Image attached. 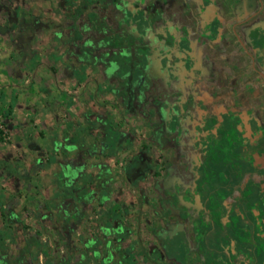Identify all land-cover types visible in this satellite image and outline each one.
Masks as SVG:
<instances>
[{
    "label": "crops",
    "instance_id": "0c3cea01",
    "mask_svg": "<svg viewBox=\"0 0 264 264\" xmlns=\"http://www.w3.org/2000/svg\"><path fill=\"white\" fill-rule=\"evenodd\" d=\"M263 44L264 0H0V120L17 131L0 221L18 220L2 178L33 179L42 227L76 221L75 264H264Z\"/></svg>",
    "mask_w": 264,
    "mask_h": 264
},
{
    "label": "rangeland",
    "instance_id": "374dc122",
    "mask_svg": "<svg viewBox=\"0 0 264 264\" xmlns=\"http://www.w3.org/2000/svg\"><path fill=\"white\" fill-rule=\"evenodd\" d=\"M21 114L24 115L25 111L23 110ZM12 116H11L12 119L10 117V121L8 123L5 122V119L2 117L0 120V129H1L0 147L2 146L6 149H8L9 146H13V143H15V136L17 135L15 134V132L17 131H14L15 129L14 130L11 129V126H13L11 122H13L14 115ZM19 118L22 117L18 116L16 122L19 124L18 126L22 127V129H20V133L23 132L24 134H26L27 132H31V129L40 131L38 125L33 126L31 124L29 125V127L26 124L21 125L20 123L21 121ZM14 126H16V124ZM26 147H27L26 142L24 141L23 143L20 144L19 152L25 154L26 152L25 149H27ZM50 158L54 159V156ZM65 172H66L65 168L62 172L58 168L55 171H53L56 177L51 175V179L55 181L63 180L64 177L66 176ZM35 179H37L36 182H39L40 180L43 179V176L40 173H38ZM32 181L33 179H24V178H20V181L17 182L15 181L10 182L9 179L6 180L5 178H2L1 180L2 183H5L6 186L10 187L6 191L15 192L17 200H15L14 202L16 203L15 206L18 212V215H16L18 216V220L11 222L9 224L5 220L0 221V246L3 248L6 246L7 249H4V251L8 252V254L10 255L14 254V251L17 252L16 253L17 256H19V259L22 260L23 262L24 260L28 261L33 259V261L35 260L34 262L38 264H45L49 261L51 264H57V263L59 264V262L61 261H64L68 264H75L74 262L76 256L74 255V252L71 253L66 250V245H68L70 240L73 239L75 232L73 224L76 223V221L72 219L58 220V218L52 217L49 221L46 220L45 225L42 227L44 223L42 224L41 220H38L36 217H34L32 214L29 213V208L31 207L30 195H32L31 193ZM36 191H38L39 194L42 193V190H36ZM54 192L56 191L52 189L53 196H55V194H53ZM55 201L56 200L54 199V202ZM15 206H10V207L14 208ZM56 207L57 206H52V208L54 209ZM66 209L68 210L69 208L66 207ZM69 211L71 212V209H69ZM89 214L90 212L88 213L87 220L84 221L83 223L86 234L92 233V230H95V225H96V222L95 224L94 222H92ZM71 223L73 227L71 226ZM10 231L11 233H9ZM39 237L46 239L47 241L46 247H50L51 249L50 252L41 253L40 251H38L33 254L30 252L33 246H35V248H38L37 247L38 245L36 244L35 241H37ZM85 239L89 241L91 238L88 235V237ZM173 240H175V243L177 244L178 247H181L182 244L181 237L178 236ZM173 240L171 239L169 240L168 246H170L171 243L173 244ZM101 241L102 239H99V243H101ZM42 246L43 245L40 244L41 248ZM86 255L90 257V255L92 254L90 252H87ZM67 258L68 261L66 260Z\"/></svg>",
    "mask_w": 264,
    "mask_h": 264
},
{
    "label": "flooded vegetation",
    "instance_id": "af4514ba",
    "mask_svg": "<svg viewBox=\"0 0 264 264\" xmlns=\"http://www.w3.org/2000/svg\"><path fill=\"white\" fill-rule=\"evenodd\" d=\"M259 53L262 55V58H264V44L263 45H261V48H259ZM141 171H142V169L141 168H135V170H134V175H136V174H139V173H141ZM197 194H200L199 192H195L194 193V195L192 196V197H186L182 192H175V194H174V199H175V202L177 203V205L178 206H180V207H182V208H188L187 206H185L184 204H182L181 202H180V199H179V195H183L184 196V199L185 200H192V199H194L195 198V196L197 195ZM200 196H201V194H200ZM202 200V199H201ZM202 204H203V202H202ZM191 208H193V207H191ZM203 208H204V205H203ZM203 208H201V210L203 209ZM195 209V208H194ZM195 210H197V209H195ZM200 210V211H201ZM198 211V210H197Z\"/></svg>",
    "mask_w": 264,
    "mask_h": 264
},
{
    "label": "water",
    "instance_id": "95a60500",
    "mask_svg": "<svg viewBox=\"0 0 264 264\" xmlns=\"http://www.w3.org/2000/svg\"><path fill=\"white\" fill-rule=\"evenodd\" d=\"M180 202L187 207H193L198 211L203 208L202 200L200 194H197L192 200H185L183 195H179Z\"/></svg>",
    "mask_w": 264,
    "mask_h": 264
},
{
    "label": "trees",
    "instance_id": "16d2710c",
    "mask_svg": "<svg viewBox=\"0 0 264 264\" xmlns=\"http://www.w3.org/2000/svg\"><path fill=\"white\" fill-rule=\"evenodd\" d=\"M0 137H1V129H0Z\"/></svg>",
    "mask_w": 264,
    "mask_h": 264
}]
</instances>
